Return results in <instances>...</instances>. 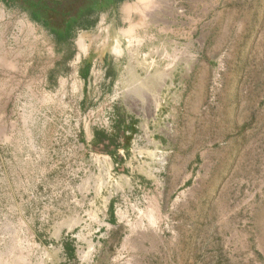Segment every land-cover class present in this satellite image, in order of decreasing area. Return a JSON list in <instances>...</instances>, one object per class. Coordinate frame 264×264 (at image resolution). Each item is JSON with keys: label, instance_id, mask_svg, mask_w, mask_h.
Here are the masks:
<instances>
[{"label": "rangeland", "instance_id": "374dc122", "mask_svg": "<svg viewBox=\"0 0 264 264\" xmlns=\"http://www.w3.org/2000/svg\"><path fill=\"white\" fill-rule=\"evenodd\" d=\"M137 1L0 13V264H264V0Z\"/></svg>", "mask_w": 264, "mask_h": 264}, {"label": "trees", "instance_id": "16d2710c", "mask_svg": "<svg viewBox=\"0 0 264 264\" xmlns=\"http://www.w3.org/2000/svg\"><path fill=\"white\" fill-rule=\"evenodd\" d=\"M125 0H61L27 3L32 12L30 19L41 22L54 37L56 44L64 45L77 30H88L95 24L94 17L117 6ZM50 6V7H49ZM69 6V7H68ZM89 65H84L81 75L86 77ZM114 150L116 146L112 147Z\"/></svg>", "mask_w": 264, "mask_h": 264}, {"label": "crops", "instance_id": "0c3cea01", "mask_svg": "<svg viewBox=\"0 0 264 264\" xmlns=\"http://www.w3.org/2000/svg\"><path fill=\"white\" fill-rule=\"evenodd\" d=\"M35 2V1H37L39 4L41 3V1L42 0H0V13L1 14H5V12L7 13L8 11H10V10H17L18 12H21V13H23V14H25V15H28L29 17H30V14L32 13V12H30V10H28L27 8H26V6H27V3L29 4V2ZM43 1H56V2H59V1H61V0H43ZM126 1V0H125ZM123 4H125V5H127L128 3H123ZM123 4H122V6H123ZM124 5V6H125ZM118 6V5H117ZM123 6V7H124ZM50 7V6H49ZM117 7L116 6H113V7H111L109 10H107L108 12L109 11H113V10H115ZM106 11V12H107ZM31 20V19H30ZM31 22H32V24H31V26H34L33 28L36 30V27H37V30H38V32L40 33V34H47V33H49V29H47L41 22H35V21H32L31 20ZM0 27H4V26H1L0 25ZM111 30V29H110ZM2 37H3V35H0V42H2ZM83 42V41H82ZM116 41H114V43H115ZM84 43V42H83ZM78 58H79V55H78ZM85 59V58H84ZM83 59V60H84ZM10 62V58H9V56L4 52V48H1V50H0V63L2 64V63H9ZM88 65H89V63H88ZM82 70L81 71H83L84 70V66H82V68H81ZM91 69L89 68V70H88V72H87V74H86V77H84V78H88L90 75H91V71H90ZM82 73V72H81ZM83 77V76H82ZM94 141H96V139L94 140Z\"/></svg>", "mask_w": 264, "mask_h": 264}, {"label": "bare ground", "instance_id": "6f19581e", "mask_svg": "<svg viewBox=\"0 0 264 264\" xmlns=\"http://www.w3.org/2000/svg\"><path fill=\"white\" fill-rule=\"evenodd\" d=\"M137 2H140L141 4H148V3H150L151 2V0H138ZM142 6V5H141ZM143 8V7H142ZM145 8V7H144ZM149 8V7H148ZM132 7L129 5V4H127V5H125L124 7H123V11H124V13H128V12H130V11H132ZM132 29V28H131ZM130 29V30H131ZM124 33V32H123ZM78 44H80V46L82 47V49H85L84 48V46H83V42L81 41V40H79V43ZM113 52L115 53V54H117V55H120L121 53H122V50H121V47H120V45H119V43H118V41H116L115 42V45H114V47H113ZM15 246H16V248H17V250L19 251V248H20V242H19V239L18 238H15ZM7 255V254H6ZM16 259L17 260H19V257L17 256L16 257Z\"/></svg>", "mask_w": 264, "mask_h": 264}]
</instances>
